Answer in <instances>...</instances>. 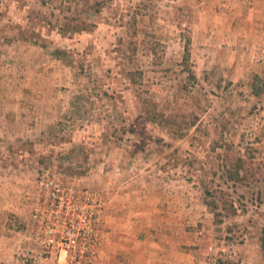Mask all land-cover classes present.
I'll return each mask as SVG.
<instances>
[{"label": "rangeland", "instance_id": "1", "mask_svg": "<svg viewBox=\"0 0 264 264\" xmlns=\"http://www.w3.org/2000/svg\"><path fill=\"white\" fill-rule=\"evenodd\" d=\"M249 7L0 0V264H264Z\"/></svg>", "mask_w": 264, "mask_h": 264}, {"label": "crops", "instance_id": "2", "mask_svg": "<svg viewBox=\"0 0 264 264\" xmlns=\"http://www.w3.org/2000/svg\"><path fill=\"white\" fill-rule=\"evenodd\" d=\"M249 5L247 21L250 30H264V0H244ZM221 3L223 0H217ZM261 7V12L257 13L256 8Z\"/></svg>", "mask_w": 264, "mask_h": 264}, {"label": "trees", "instance_id": "3", "mask_svg": "<svg viewBox=\"0 0 264 264\" xmlns=\"http://www.w3.org/2000/svg\"><path fill=\"white\" fill-rule=\"evenodd\" d=\"M189 44H190V39H189V37H185L184 38V41H183V54H182V60L181 61H183V63H185V62H187L188 61V56H189ZM184 68H185V71H187V73H189L190 74V70L186 67V64H185V66H184ZM260 246H261V248H262V250H263V252H264V234H262V236H261V240H260Z\"/></svg>", "mask_w": 264, "mask_h": 264}, {"label": "built area", "instance_id": "4", "mask_svg": "<svg viewBox=\"0 0 264 264\" xmlns=\"http://www.w3.org/2000/svg\"><path fill=\"white\" fill-rule=\"evenodd\" d=\"M52 230L51 229H49L48 230V232L50 233ZM68 234V233H67ZM62 241H64V242H62ZM60 240V241H57V243L59 244H63V243H65V245H67V244H72L73 242H74V236H73V234H68V236L64 239V240ZM53 242H54V240H53V238H52V236H49L46 240H45V244L46 245H52L53 244Z\"/></svg>", "mask_w": 264, "mask_h": 264}]
</instances>
